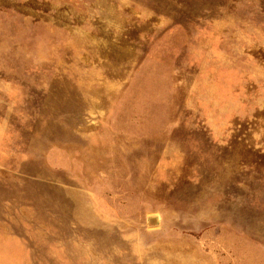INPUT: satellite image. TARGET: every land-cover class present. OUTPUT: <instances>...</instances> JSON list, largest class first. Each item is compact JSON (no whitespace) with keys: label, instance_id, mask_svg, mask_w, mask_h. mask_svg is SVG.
<instances>
[{"label":"rangeland","instance_id":"obj_1","mask_svg":"<svg viewBox=\"0 0 264 264\" xmlns=\"http://www.w3.org/2000/svg\"><path fill=\"white\" fill-rule=\"evenodd\" d=\"M0 264H264V0H0Z\"/></svg>","mask_w":264,"mask_h":264}]
</instances>
